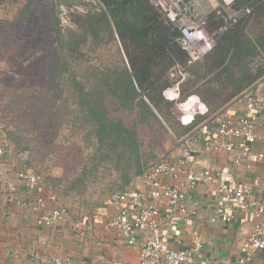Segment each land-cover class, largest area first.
I'll use <instances>...</instances> for the list:
<instances>
[{
  "label": "rangeland",
  "instance_id": "obj_1",
  "mask_svg": "<svg viewBox=\"0 0 264 264\" xmlns=\"http://www.w3.org/2000/svg\"><path fill=\"white\" fill-rule=\"evenodd\" d=\"M97 8L96 0H0L3 139L15 172L26 165L40 174L43 192L56 194L73 222L127 189L145 166L177 146L183 133L173 104L163 100L154 108L144 96L132 99L128 81L132 61L146 65L152 82L165 87L166 72L186 56L167 50L161 58H146L127 40L128 57L112 24L90 29L87 17ZM263 15L262 8L230 34L243 30L242 36L256 38L264 32V17L254 24ZM231 54L221 66L202 58L183 85L182 99L206 94L214 110L224 107L254 79L251 64H231ZM205 83L210 87H201ZM95 111L107 120L103 128Z\"/></svg>",
  "mask_w": 264,
  "mask_h": 264
},
{
  "label": "built area",
  "instance_id": "obj_2",
  "mask_svg": "<svg viewBox=\"0 0 264 264\" xmlns=\"http://www.w3.org/2000/svg\"><path fill=\"white\" fill-rule=\"evenodd\" d=\"M149 1L179 31V45L188 56L187 65L177 63L169 70L166 75L169 85L163 90V97L173 103L178 124L188 131L178 140L177 161L160 160L142 170L137 180L144 189L134 187L113 198L119 210L109 218L106 227L118 231L128 246L139 251L140 264H191L202 256V242L197 240L188 248L177 249L161 230L165 225L187 220L193 214L191 207L199 205V186L214 183L223 203L221 212L210 217V222L229 223L234 212L259 209L254 213L259 220L239 256L226 263L251 264L256 256L264 254V219H261L264 210L255 199L254 184L221 171L196 170V161L203 152L229 154L236 167L252 168L256 161H264V73L231 101L243 108L235 117L223 110L211 113L197 94L182 99L181 90L192 77L188 66L214 50L219 35L249 17L253 9L249 4L237 8L238 0ZM96 2L99 10L101 3ZM3 131L0 122V172L11 155ZM20 157L26 161L25 155ZM16 176L35 194L19 198L16 188L10 187L9 201L37 212L39 227L54 228L68 215V209L59 203L56 194L42 191L44 180L40 174L25 165ZM50 204L53 208L47 211ZM67 261L56 258L53 264H67Z\"/></svg>",
  "mask_w": 264,
  "mask_h": 264
},
{
  "label": "crops",
  "instance_id": "obj_3",
  "mask_svg": "<svg viewBox=\"0 0 264 264\" xmlns=\"http://www.w3.org/2000/svg\"><path fill=\"white\" fill-rule=\"evenodd\" d=\"M147 103L151 106L149 100ZM242 109L234 102L221 108L233 117L239 115ZM174 120L178 125L177 117ZM180 128L183 131L186 129ZM175 147L143 170L160 160L177 161L179 143ZM13 160L11 156L5 160L0 172V264H38L43 261L53 264L56 258L68 260L67 264H140L139 251L128 246L118 231L107 229L106 222L119 210L113 201L115 196L134 187L144 189L137 180L142 170L127 189L114 195L89 217L82 221L76 218L75 222L65 217L54 228H42L37 224V212L9 201L10 187L16 188L15 194L19 198L35 194L17 179ZM196 168L221 171L226 176L233 175L241 181L251 182L258 206L264 210V161H256L252 168L236 167L229 154L203 152L197 157ZM216 190L214 183L199 186V205L191 207L193 214L176 225L162 227L166 240L177 249L188 248L197 240L202 242V256L191 264H226L233 261L259 220L254 214L258 208H254L244 213L234 212L229 223L210 222V217L221 212L223 203ZM52 208L53 204H50L47 211ZM262 212L261 219H264ZM251 264H264V254L256 256Z\"/></svg>",
  "mask_w": 264,
  "mask_h": 264
},
{
  "label": "trees",
  "instance_id": "obj_4",
  "mask_svg": "<svg viewBox=\"0 0 264 264\" xmlns=\"http://www.w3.org/2000/svg\"><path fill=\"white\" fill-rule=\"evenodd\" d=\"M98 1L101 3L99 11L87 17L92 21L90 29H93V24H98L101 22L112 24L114 30L116 31V34L125 45V51L128 57L129 52L126 49V44L127 40H130L132 42H136L137 45H139L140 52L146 58L147 56L151 59L152 57L161 58L164 56V54L167 53V50H171L172 52L186 56L185 63H178L187 65L188 56L182 50L178 42V38L180 36L179 31L177 29H174V27L166 21L162 14L159 13L151 5L149 0ZM248 4L252 7L253 11L249 17L244 18L246 20L243 23L249 21L256 12L260 11L262 8L264 9V0H238L237 8L243 7ZM262 17H264V15L259 17L254 25H258ZM244 19H242L241 22ZM241 22L236 26L231 27L229 31L219 35L217 42L220 39L219 41L222 43L220 50L217 49L216 46L214 50L204 56L211 57V59L209 60L213 61V64L221 66L225 63V55L230 52V54L232 53L231 64L236 61L241 62L244 60L248 61L249 64H251V69L254 72V79L250 80L246 85L240 87L237 92L231 96L228 103H230L240 93L247 89L261 76V74L264 73V32L256 38H251L245 33L242 36V33L240 34V32H242L243 30H239L235 34H230L236 27L242 24ZM229 47H231V51L228 50ZM198 62L188 66V71L191 73V75H193L191 72L192 68ZM145 66L146 65L138 66L136 63L131 61V70L133 75H131V80L128 81V88L130 89L129 93L132 99L142 98L144 96L147 100H149L154 108H157L159 103H163V100H166L163 97V90L169 85V81L166 75L171 68L166 72V75H164L168 83L165 85V87L163 86L161 88V86H156L155 83L152 82L151 76L153 75V72L150 69L148 70ZM191 79L192 77L185 83H187ZM207 86L208 84L205 83L201 87ZM155 90H157V92H155V94H152L151 96L150 92L154 93ZM199 97L209 107L211 113H215L221 110V108L214 110L207 104L210 101L206 94ZM166 102L170 105L173 104L167 100ZM97 111H95V113ZM98 114L100 115V113ZM98 114L96 113L95 115L97 116ZM104 117L105 116H102V114L101 116H97V122L102 128L105 126L104 123H106L107 121ZM119 127L116 126L117 130H120ZM180 127L182 126L180 125ZM186 131H188L187 128L183 131L181 136Z\"/></svg>",
  "mask_w": 264,
  "mask_h": 264
}]
</instances>
